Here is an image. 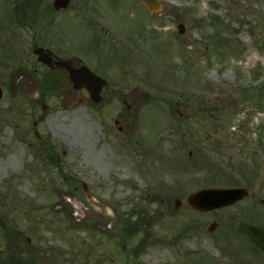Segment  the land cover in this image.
Instances as JSON below:
<instances>
[{"label": "rangeland", "instance_id": "1", "mask_svg": "<svg viewBox=\"0 0 264 264\" xmlns=\"http://www.w3.org/2000/svg\"><path fill=\"white\" fill-rule=\"evenodd\" d=\"M43 1L30 22L0 0V216L46 264H262L233 225L264 222V0H159L154 13ZM34 42L105 77L102 100L48 71ZM249 87L259 101L242 99ZM236 185L251 194L234 205L174 208Z\"/></svg>", "mask_w": 264, "mask_h": 264}, {"label": "water", "instance_id": "2", "mask_svg": "<svg viewBox=\"0 0 264 264\" xmlns=\"http://www.w3.org/2000/svg\"><path fill=\"white\" fill-rule=\"evenodd\" d=\"M150 12L157 11L159 3L157 0H140ZM68 0H54L53 5L56 9L60 7H66ZM179 31H183V25H179ZM33 52L38 55V60L53 66L54 63L51 58V53L42 47L34 46ZM56 64H60L69 70L70 80L75 87L84 86L93 101L100 99L99 91L105 80L92 72L88 67H82L81 69H73L69 66L68 61L60 60L56 61ZM1 95V89H0ZM42 108L45 109L46 105L43 103ZM86 191V190H85ZM250 190L245 187H230V188H203L190 193L187 197V202L195 209L201 211H207L213 208H219L225 205L232 204L243 197L247 196ZM181 200H175V208L177 209L181 205ZM216 226V222L210 223L208 230H213ZM236 229L241 233L246 234L249 239L259 246L264 251V227L247 222H238Z\"/></svg>", "mask_w": 264, "mask_h": 264}, {"label": "trees", "instance_id": "3", "mask_svg": "<svg viewBox=\"0 0 264 264\" xmlns=\"http://www.w3.org/2000/svg\"><path fill=\"white\" fill-rule=\"evenodd\" d=\"M40 0H22V3L16 0H7L8 12H12V10L16 11L17 9L21 8L23 11V17L29 21H35L36 18L41 13H46L47 10L45 8H41V4H39ZM30 16H29V14ZM18 14V13H17ZM33 15V16H32ZM23 17H17L18 21L23 20ZM1 20V17H0ZM251 89L248 88L243 92V100H260V95L254 94V92L250 91ZM7 217L0 218V235L1 240L3 242V251L6 253L5 255L1 256V263L2 264H35V258H33L32 250L29 251L32 255H28L26 260L22 258L23 251L26 250L27 242V231H21L20 229L14 227L11 222L7 220ZM41 221V219H40ZM8 224V225H7ZM127 223L123 220L120 225H126ZM30 228V227H29ZM30 249V248H29Z\"/></svg>", "mask_w": 264, "mask_h": 264}, {"label": "flooded vegetation", "instance_id": "4", "mask_svg": "<svg viewBox=\"0 0 264 264\" xmlns=\"http://www.w3.org/2000/svg\"><path fill=\"white\" fill-rule=\"evenodd\" d=\"M96 14H99V13L97 12ZM96 18L97 17H94V19H96ZM69 60L71 61V64L75 67L79 66L82 63L81 58H79L75 55H73L72 59H69ZM58 69H59V71L63 70L61 67H57V70ZM63 71H61V72H63V76L68 80L67 72L65 70H63ZM83 91H85V90L83 89ZM258 254H259L261 263L264 264V253L262 251H259Z\"/></svg>", "mask_w": 264, "mask_h": 264}]
</instances>
